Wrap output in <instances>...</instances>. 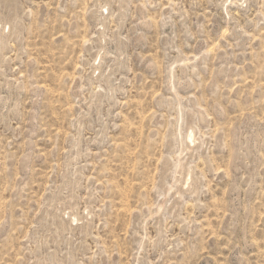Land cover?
I'll return each instance as SVG.
<instances>
[{"label":"rangeland","instance_id":"1","mask_svg":"<svg viewBox=\"0 0 264 264\" xmlns=\"http://www.w3.org/2000/svg\"><path fill=\"white\" fill-rule=\"evenodd\" d=\"M0 44V264H264V0H0Z\"/></svg>","mask_w":264,"mask_h":264},{"label":"bare ground","instance_id":"2","mask_svg":"<svg viewBox=\"0 0 264 264\" xmlns=\"http://www.w3.org/2000/svg\"><path fill=\"white\" fill-rule=\"evenodd\" d=\"M1 45V44H0ZM189 138L194 141L195 140V134L193 132H191Z\"/></svg>","mask_w":264,"mask_h":264}]
</instances>
